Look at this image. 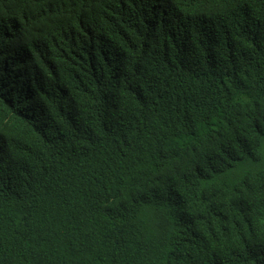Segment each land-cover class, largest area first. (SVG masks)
<instances>
[{"label": "trees", "instance_id": "trees-1", "mask_svg": "<svg viewBox=\"0 0 264 264\" xmlns=\"http://www.w3.org/2000/svg\"><path fill=\"white\" fill-rule=\"evenodd\" d=\"M0 264H264V0H0Z\"/></svg>", "mask_w": 264, "mask_h": 264}]
</instances>
